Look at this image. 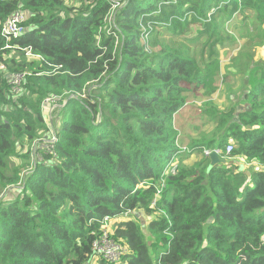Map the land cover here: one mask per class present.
I'll return each mask as SVG.
<instances>
[{"label": "trees", "instance_id": "trees-1", "mask_svg": "<svg viewBox=\"0 0 264 264\" xmlns=\"http://www.w3.org/2000/svg\"><path fill=\"white\" fill-rule=\"evenodd\" d=\"M69 2L0 0V264H264V72L242 82L245 106L214 102L227 87L226 23L249 12L263 31L264 0H124L113 23L106 0ZM16 13L26 32L7 41ZM162 33H196L208 58ZM49 99L58 115L47 125ZM190 108L189 119L217 122L209 140L178 137ZM216 149L225 164L212 167L205 151ZM107 217L118 262L93 253Z\"/></svg>", "mask_w": 264, "mask_h": 264}, {"label": "rangeland", "instance_id": "rangeland-1", "mask_svg": "<svg viewBox=\"0 0 264 264\" xmlns=\"http://www.w3.org/2000/svg\"><path fill=\"white\" fill-rule=\"evenodd\" d=\"M68 3L70 5L73 4L74 6H81L83 0H78V4L74 3L73 0H69ZM87 3L91 2L92 0H85ZM110 21V19H109ZM226 30L228 31L227 34L229 35V44L226 48L222 49L219 47L220 50V59L222 64V70L221 75L226 78L227 87L223 88V90L216 96H214V102L216 107L219 108L222 112H228L232 109V106L239 107L241 105H244V102L242 100V95L246 91L245 89H251L252 85L255 83H258L261 79V72H264V66L261 68L260 65L261 57L264 61V29L263 31L259 30V28L254 23L253 15L249 12H246L244 14H238L235 16L230 22L226 23ZM226 37L227 35L224 34ZM146 35H143V39ZM182 36V37H181ZM176 36L172 33H162L161 39L164 40L166 44H174L175 42L180 43L183 42L188 48L191 49L194 56L201 61V59H207L209 54L205 51H203V42H192V40L195 38L196 33L193 34H186L185 36ZM188 37V38H186ZM250 37L252 38V41L257 42V44H254L251 47H247L245 41L247 42ZM204 41V40H202ZM150 43V41H149ZM191 43V44H190ZM178 45V44H177ZM175 45V46H177ZM148 49H150V52H158L159 48L155 49L152 47V45L148 44L146 46ZM201 58V59H200ZM256 68V71H253V69ZM254 72V73H252ZM221 76V77H222ZM222 77V78H223ZM242 82H246V88L243 90L242 88ZM229 83V84H228ZM250 83V85H249ZM85 96V95H84ZM82 96L81 98H84ZM235 103L232 104V99H240ZM205 99L197 98L195 99L196 103L200 104ZM56 104L54 101H51V103H47V106L44 110L45 117H46V123L49 125L53 119L58 115V110L56 108ZM245 106V105H244ZM190 110L188 112V109L184 111V113L180 116V123L179 126L183 125V129L179 130V136L180 138H183L187 144H191L193 141L202 143L204 141L209 140V136H211L213 133H215L217 122L213 120L212 123L205 124L209 122L207 120L208 116H198V118L195 119H189V117H192L190 114ZM211 108L210 111L211 112ZM207 113V110L205 111ZM202 117V118H201ZM221 119V118H220ZM192 122V123H191ZM214 122V123H213ZM204 123V124H203ZM185 125V126H184ZM205 137H207L205 140H203ZM203 140V141H202ZM38 142V141H36ZM40 143V142H38ZM38 143H34L32 146H28L25 144V148H29L31 150V159L36 157L35 148L38 145ZM25 148H23L25 150ZM187 149V148H186ZM20 150V149H19ZM30 150L28 152H30ZM190 154V150L188 152ZM201 159V156H198L197 154L193 155H185L184 159L182 161L178 160L177 163L181 162L185 165L191 166L193 164H196ZM13 166L20 167L23 163L22 160L18 158H13L12 160ZM245 171L248 169H251V167L244 166ZM29 171L27 169L23 170V175H26ZM29 174V173H28ZM27 174V175H28ZM15 193V192H13ZM16 195L19 194V192L15 193ZM11 195H14L12 193L9 194V196L6 198L8 199L11 197ZM144 219V225L145 228L150 223L148 222L149 219H146L145 217H142ZM107 235L110 237V240L112 239V236L114 234V228L113 223L109 227H103ZM103 231V229H102ZM146 233V230H145ZM114 240V239H112ZM97 264V263H92Z\"/></svg>", "mask_w": 264, "mask_h": 264}, {"label": "built area", "instance_id": "built-area-1", "mask_svg": "<svg viewBox=\"0 0 264 264\" xmlns=\"http://www.w3.org/2000/svg\"><path fill=\"white\" fill-rule=\"evenodd\" d=\"M93 1V0H92ZM108 3L111 4V13L107 19L108 22L113 23L114 22V17L116 16V11H118L119 9H121L124 5V0H106ZM110 19V21H109ZM25 22V17L20 14V13H16L15 15H13L11 18L7 19L6 22L3 25V29H2V37L5 38L7 41H10L11 39L15 38L17 39L19 36H21L22 34H24L26 32V29L24 26H22V24ZM7 49H10L11 46L9 43H7L6 46ZM28 56H33V57H37L33 54H31L30 51L27 52ZM4 66H1L0 69H4ZM26 77V74H16L13 76L12 78V86L14 88V91H19L20 86L22 84V82L24 81ZM51 99H49L47 102L51 103ZM55 102V101H54ZM56 140V139H55ZM48 145V141H45L43 143L42 146H39L40 148H44L47 147ZM39 147H37L36 149H38ZM234 150L233 145H229L227 147V155H229L230 153H232ZM216 151V150H214ZM214 151H205V155L207 157H210V155L214 152ZM219 154H220V150H218ZM183 153L185 152H189V149L183 148L182 150ZM113 223V220L109 217H107L104 220V224L103 227H109L111 224ZM103 229V236L101 237L100 240L95 241L93 244V253L95 256H103L105 259L111 261V262H118L119 259L121 258V256L123 255V248L121 247V245L119 243H117L114 240H110V237L107 235L108 233H106V231Z\"/></svg>", "mask_w": 264, "mask_h": 264}, {"label": "water", "instance_id": "water-1", "mask_svg": "<svg viewBox=\"0 0 264 264\" xmlns=\"http://www.w3.org/2000/svg\"><path fill=\"white\" fill-rule=\"evenodd\" d=\"M218 149H216V151H214L211 155H210V159H211V165L212 167L218 165V164H225V160L220 158V155L218 153Z\"/></svg>", "mask_w": 264, "mask_h": 264}, {"label": "crops", "instance_id": "crops-1", "mask_svg": "<svg viewBox=\"0 0 264 264\" xmlns=\"http://www.w3.org/2000/svg\"><path fill=\"white\" fill-rule=\"evenodd\" d=\"M184 148H187V147H184Z\"/></svg>", "mask_w": 264, "mask_h": 264}, {"label": "clouds", "instance_id": "clouds-1", "mask_svg": "<svg viewBox=\"0 0 264 264\" xmlns=\"http://www.w3.org/2000/svg\"><path fill=\"white\" fill-rule=\"evenodd\" d=\"M188 149V148H187Z\"/></svg>", "mask_w": 264, "mask_h": 264}]
</instances>
